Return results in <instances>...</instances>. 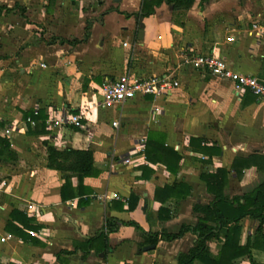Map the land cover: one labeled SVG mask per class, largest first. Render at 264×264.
<instances>
[{
  "label": "crops",
  "instance_id": "0c3cea01",
  "mask_svg": "<svg viewBox=\"0 0 264 264\" xmlns=\"http://www.w3.org/2000/svg\"><path fill=\"white\" fill-rule=\"evenodd\" d=\"M141 2L0 0V8H8L0 13V137L14 154L13 160L0 161V239L11 236L0 241V264H57V254L72 251L74 242L94 236L111 219L117 225L107 235L111 250L100 252L95 242L97 251L86 259L80 253L65 256L68 264H176L177 255L195 242L191 233L149 251L144 248L151 245L141 246L143 234L194 225L192 207L212 198L200 176L230 170L235 157L264 154V102L238 100L228 82L191 65L194 57L213 51L230 69L264 83V0H195L182 14L162 4L144 19L134 15ZM110 8L114 11L105 13ZM87 21L85 42L45 44L52 37L80 40ZM123 74L168 76L178 87L164 99L101 106V84ZM26 112L42 116L37 124L44 121L46 133H32L36 123L23 119ZM77 114L82 129L46 127L48 120ZM149 133L164 135V145L180 156L177 167L171 163L175 172L136 153ZM191 138L219 152H201ZM45 143L91 151L98 175L84 178L80 187L77 175L47 168ZM65 179L76 196L62 200ZM227 179L229 197L241 196L262 183L264 174L250 168L240 179L230 171ZM178 182L190 187L185 199L155 198L157 189ZM79 187L84 195H78ZM13 210L32 219L34 228H22L20 237L5 230ZM256 226L248 218L240 221V244L254 238ZM208 246L215 254L221 242ZM251 256L264 264L263 252L252 250ZM235 264L250 260L245 256Z\"/></svg>",
  "mask_w": 264,
  "mask_h": 264
},
{
  "label": "trees",
  "instance_id": "16d2710c",
  "mask_svg": "<svg viewBox=\"0 0 264 264\" xmlns=\"http://www.w3.org/2000/svg\"><path fill=\"white\" fill-rule=\"evenodd\" d=\"M53 3L55 0H48ZM195 0H142L140 10L134 14L140 19L148 18L155 14V10L162 4L172 7V11L185 13L193 5ZM204 2L205 0H199ZM52 6V5H51ZM51 8V7H50ZM8 8H0V13ZM49 9L47 8V11ZM114 11L112 8L106 10L105 13ZM126 17L133 14H126ZM91 22L87 21L84 29V35L80 40L50 38L45 42L47 45L53 44H69L75 46L83 43L89 36ZM250 99V100H248ZM256 99L250 93L244 96L245 103ZM248 100V101H246ZM32 119L36 123L33 134H44V121L37 124L42 118L41 115L33 116L32 112L23 114V119ZM43 120V119H42ZM1 125V124H0ZM165 136L159 133H149L147 136L144 155L148 162L163 164L167 170L175 172L171 168V163L175 166L180 161V156L172 149L164 145ZM202 139H190V144H197V149L201 152L216 154L219 151L201 147ZM47 151V168L58 170L65 173L75 174L79 179V186L82 187L84 178H92L98 175V171L94 167L93 154L88 150H74L65 148L57 150L45 143ZM14 158L13 152L10 150L9 141L0 137V161H11ZM177 167V166H176ZM255 168L258 172L264 174V154L254 153L245 158H233L230 170L217 168L214 172L203 174L200 179L205 184V189L212 196L211 200L205 204H195L192 207V213L196 216L197 222L194 225H182L175 233H168L164 230L155 233H144L143 243L145 245H157L160 241L172 242L183 237L185 233H191L195 237V242L186 253H179L176 257V264H235L239 258L247 256L250 264L252 261V250H259L264 253V181L260 183L250 192L241 196L229 197L227 194L228 175L233 171L235 176L240 179L245 170ZM78 189V195H84L82 188ZM70 182L65 179L61 187V199L66 200L75 197V193H70ZM85 194L87 191H84ZM89 192V190H88ZM190 194V187L183 183H174L171 186H164L155 191V198L161 201L167 200H183ZM162 196V197H161ZM161 197V198H160ZM130 200V199H129ZM130 205V203H129ZM11 221L5 226V230L16 236H22V228L33 229L31 226L32 219L27 218L18 211L11 212ZM248 218L257 222L255 236L253 239L248 238L245 244H240V221ZM12 221L18 222L21 227L13 224ZM117 231L115 220L111 219L105 223L94 236L85 239L83 242H74L72 251H62L56 256L57 264H68L65 256L80 253L82 259H86L91 250H96L95 242L100 243V252L107 253L111 250L108 246L107 235ZM221 234L223 238L221 239ZM212 240L221 242L220 249L213 254L208 244ZM97 251V250H96Z\"/></svg>",
  "mask_w": 264,
  "mask_h": 264
},
{
  "label": "built area",
  "instance_id": "2783aa9c",
  "mask_svg": "<svg viewBox=\"0 0 264 264\" xmlns=\"http://www.w3.org/2000/svg\"><path fill=\"white\" fill-rule=\"evenodd\" d=\"M230 41V39H227ZM126 45V44H124ZM193 68L203 70L210 73L212 76L221 81H226L231 85L234 96L240 100L246 93H250L257 100L264 102V83L260 82L256 77L241 74L230 69L227 62L214 54L213 51L205 55H198L191 61ZM44 67V65H41ZM178 87V82L168 76H150V77H132L128 74L118 76L113 80H105L100 86L101 100L100 105L103 107H113L122 105L139 97H152L155 100L164 99L175 88ZM37 112H35V115ZM81 115H66L59 120H48L45 122L48 129L54 126L71 125L75 128L82 129ZM30 121V119H28ZM34 125L33 121H30ZM118 123L113 122L112 127H117ZM9 131L5 130L4 134L8 135ZM136 153L144 159L145 139H142L135 148ZM132 160H125L128 164ZM113 199L126 203V200L117 194L112 195ZM30 235H35L29 231ZM11 236L1 237L0 241L5 242Z\"/></svg>",
  "mask_w": 264,
  "mask_h": 264
},
{
  "label": "water",
  "instance_id": "95a60500",
  "mask_svg": "<svg viewBox=\"0 0 264 264\" xmlns=\"http://www.w3.org/2000/svg\"><path fill=\"white\" fill-rule=\"evenodd\" d=\"M115 3H118V2H120V0H113ZM141 33L142 32H139V36H141ZM154 245H151V246H146L145 248H144V251H149V250H152V249H154Z\"/></svg>",
  "mask_w": 264,
  "mask_h": 264
}]
</instances>
